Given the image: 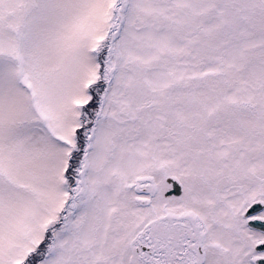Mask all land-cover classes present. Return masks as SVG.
Listing matches in <instances>:
<instances>
[{"label":"snow or ice","instance_id":"1","mask_svg":"<svg viewBox=\"0 0 264 264\" xmlns=\"http://www.w3.org/2000/svg\"><path fill=\"white\" fill-rule=\"evenodd\" d=\"M0 264H264V0H0Z\"/></svg>","mask_w":264,"mask_h":264}]
</instances>
